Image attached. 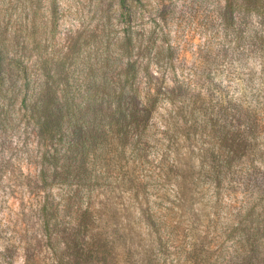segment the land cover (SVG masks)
Instances as JSON below:
<instances>
[{"label": "rangeland", "instance_id": "1", "mask_svg": "<svg viewBox=\"0 0 264 264\" xmlns=\"http://www.w3.org/2000/svg\"><path fill=\"white\" fill-rule=\"evenodd\" d=\"M143 1L149 9L147 30L163 25L165 32L155 35L157 44L145 56L140 49L144 36L135 34V57L151 64L155 82L175 89L159 105L153 132L174 137L186 192H191L195 166L212 159L208 149H218L226 132L230 138L244 136L241 174L219 189L203 174L198 206L183 211L167 202L159 231L148 223L137 197L118 186L58 185L53 197L60 226L50 241L34 189L37 166L28 159L25 135L13 134L5 143L6 161L0 162V264H264V218L249 221L248 231L236 221L240 207L254 196L248 198L246 190L264 189V14L247 13L225 29L220 12L226 0ZM130 2L138 12L133 25L140 30V0ZM118 3L0 0L1 30L28 35L39 25L34 32L46 42L56 19V50L73 51L69 64H93L127 29L128 17ZM167 64L174 67L166 71ZM179 82L186 84L184 91ZM256 228L263 229L251 237ZM103 254L108 263L98 259Z\"/></svg>", "mask_w": 264, "mask_h": 264}, {"label": "trees", "instance_id": "2", "mask_svg": "<svg viewBox=\"0 0 264 264\" xmlns=\"http://www.w3.org/2000/svg\"><path fill=\"white\" fill-rule=\"evenodd\" d=\"M140 3L137 30L133 21L138 12L130 0H119L121 14L128 17L127 29L123 35L116 32L114 48L110 44L107 54L93 64H69L71 50L63 55L56 50V19L51 38H45L49 44L34 32L39 25L33 26L31 34L12 36L0 25V162L6 161L7 139L25 135L28 159L38 170L34 189L41 199L39 212L50 241L60 226L53 197L58 185H86L92 190L118 186L137 197L148 223L159 231L167 202L181 205L183 211L186 206L193 209L207 178L211 187L219 189L241 174L238 168L247 146L244 136L237 133L230 138L226 132L218 149H208L212 159H202L195 166L191 192H186L174 137L166 132V138H159L153 132L159 105L171 99L175 89L155 82L151 64H142L157 44L155 35L163 34L165 28L147 30L148 5ZM254 11L264 14V0H226L220 17L224 28L231 29L242 15ZM138 33L144 36L142 60L135 57ZM169 50L173 55V48ZM171 67L174 64H167L166 71ZM185 85L176 84L183 91ZM245 193H250L248 198L254 196L240 207L236 221L248 231L249 221L259 223L264 218V189L255 187ZM152 203L158 206L155 210ZM262 229L256 228L251 237ZM98 259L108 263L106 254Z\"/></svg>", "mask_w": 264, "mask_h": 264}]
</instances>
